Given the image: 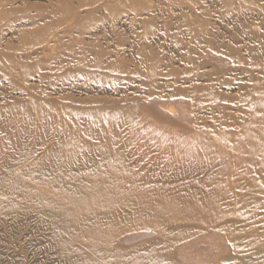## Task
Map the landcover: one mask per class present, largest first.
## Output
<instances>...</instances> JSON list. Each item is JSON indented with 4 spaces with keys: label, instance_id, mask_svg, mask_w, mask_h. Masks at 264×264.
<instances>
[{
    "label": "rangeland",
    "instance_id": "1",
    "mask_svg": "<svg viewBox=\"0 0 264 264\" xmlns=\"http://www.w3.org/2000/svg\"><path fill=\"white\" fill-rule=\"evenodd\" d=\"M59 1L0 0V264H264V144H258L256 140L261 135L264 142V116L253 119L256 113L253 110L258 108L261 101L264 104V0H224L223 3L222 0H178L175 3L173 0H152L150 3L149 0H132L134 4L140 2L137 7L142 8L144 17L131 15L133 8L129 0H125L128 6L123 4L124 0H119L121 3L118 0H94L93 3L92 0ZM110 2L113 9L109 6ZM186 2L189 4L188 10H185ZM195 2L201 7L192 4ZM66 3L70 4L68 10ZM171 3L177 4L175 6L181 14L175 11L177 9ZM104 4L110 9L106 5L109 10H105ZM33 5L35 7H30ZM151 5L153 14L146 11ZM171 5L172 9L169 7ZM245 5L250 11L244 8ZM95 7L98 9L94 10ZM38 8L40 13L45 9L42 17L36 11ZM120 8L124 9L122 13V10L120 13L118 11ZM162 8L164 11H161ZM88 9H91L88 14L92 10L94 13L90 12L85 18ZM180 9L185 10L184 13H188L190 18L201 15L198 17L199 24L197 19L198 22L194 21L196 26L207 29L204 30L207 33L212 30V38L215 36L209 45L203 42L193 44L197 49L200 47L197 51L203 45V51H199L201 55L196 53V49L187 51L190 38L183 23L188 16H184ZM6 10L15 13L8 14ZM52 10L54 13L50 12ZM257 10L262 14H258ZM22 11L24 17L27 15L34 24H29ZM207 11L213 16H208ZM16 12L20 15L15 17ZM243 13L252 18L245 17ZM93 14L95 16L91 17ZM96 14H100L99 19ZM148 14H152L151 19ZM168 14H176L174 16L178 19ZM165 15L169 21L164 18ZM203 15L214 24L207 21L205 26L206 20L201 22L205 19ZM125 16L133 20L125 22V25L122 23L124 27L120 22ZM13 17L16 19L13 20ZM101 17L105 21L110 18L107 25ZM213 17L219 20L215 18L214 21ZM253 17L257 19L252 20ZM54 18L61 23L57 24ZM83 18L87 20V26ZM149 19L156 23H152L155 27L148 23ZM160 19L164 20V25L167 21L174 23H167L166 29ZM12 20L15 21L13 24ZM47 20L51 25H46ZM234 21L237 22L236 27ZM248 22L252 23L249 24L252 28H247ZM175 23V27L183 28H179L182 34L177 31L178 28L173 30ZM108 25H111V30ZM132 25H135L134 28ZM149 25L152 31H149ZM95 26L97 29H94ZM37 27L38 30L43 27L42 31L36 32ZM105 28L107 32L103 30ZM19 29H28L31 33L34 29L35 34L29 33L27 37H30L27 38ZM52 29L62 34L58 38V45L67 43L59 47L64 49L71 41V48L60 50L56 43L49 47L44 36ZM66 29L69 31L67 34ZM81 29L83 32H80ZM255 30L261 31L263 39L258 31L254 35ZM102 31H111L112 34L110 36ZM171 31H177L179 38L176 32L173 34ZM220 31L222 34L218 33ZM39 32L43 37L39 36L37 41L40 43H35L38 35H41L36 34ZM93 32L98 36L94 37ZM143 33L149 35L143 36ZM132 34H136V37ZM137 34L142 35L141 38L139 35L137 38ZM158 34H163L162 39ZM218 35H222V38ZM172 36L182 41L186 39L187 46L179 40L177 43L180 45L175 44L176 39ZM232 36L236 39L233 40ZM249 37L253 40L250 41ZM30 38L31 43L27 41ZM94 38H98L96 43L101 44H94ZM256 38H260L257 40L263 44L259 45ZM73 39L77 43L80 40V45L89 41L91 46L94 45L95 53L99 50L100 56L103 51L105 54L96 59L98 51L95 58L91 57L94 50L88 45L90 49L84 51V55V52L78 51L86 50L87 44L84 43L85 48L84 45L80 48L79 43L78 46L75 42L76 46L73 44ZM115 39L119 45L112 44L116 42ZM131 40L135 42H129ZM221 40L236 48L235 55L222 56L225 62L218 61L217 52L212 50L215 45H222ZM22 41L27 42L28 48L22 45ZM135 43L148 45L147 48L152 49L155 57L151 55V58L158 64L154 79L146 77L153 72L142 65L134 48L137 46ZM109 44L111 47L115 45L114 48L110 50ZM11 45H19L17 48L20 50L16 47L11 49ZM73 45L78 48L76 51L79 54L75 49V52L70 51ZM248 45L254 50L248 49ZM183 49H186L185 52ZM66 52L69 56L77 53V57L87 58V65H77L83 58L78 57L79 61H76L75 54V58L73 55L71 59H75V65L70 63L71 60L67 63L70 65L63 64V61L71 58ZM181 52L184 56L192 55L193 66L189 59L186 65ZM195 55L201 58L197 59ZM93 58L99 63L96 64ZM117 58H122L121 67L115 62ZM234 59H243V62H234ZM89 60H92L91 63ZM101 61L106 67L103 64L102 68L99 66ZM59 64H63L60 69ZM72 66L76 68L71 70ZM78 67L83 70L88 67L84 71L88 69L87 72L91 73L89 77ZM118 67L119 71L116 70ZM99 68L101 71H97ZM215 72L221 73V76ZM108 73L116 78L109 77ZM185 73L204 74L208 77L207 81L201 79L199 83H215L214 89H218L216 91L220 92V97L212 99L186 95L189 83L182 78ZM254 97L256 103L259 100V105L253 102ZM263 104L260 105L263 109L261 115L264 114Z\"/></svg>",
    "mask_w": 264,
    "mask_h": 264
},
{
    "label": "bare ground",
    "instance_id": "2",
    "mask_svg": "<svg viewBox=\"0 0 264 264\" xmlns=\"http://www.w3.org/2000/svg\"><path fill=\"white\" fill-rule=\"evenodd\" d=\"M60 1H61V0H60ZM60 1H59V2H60ZM67 1H68V0H67ZM87 1H88V0H87ZM87 1H85V2L87 3ZM95 1H96V0H95ZM118 1H119V0H118ZM118 1H117V2H118ZM122 1H123V0H122ZM127 1H128V0H127ZM129 1H130V2H129ZM129 1H128L129 5L131 4V5H132L131 7L133 8V14H131V15H135V16L140 15V17H141V16L144 17V15H142V14H143V12H142V8H141V7H137V6H139V5H137V4H139L140 2L138 3V1H136V2H135L136 4H134L133 2H134L135 0H134V1L129 0ZM150 1H152V0H149L148 2L150 3ZM165 1H166V0H165ZM174 1H178V0H173V2H174ZM181 1H182V0H181ZM181 1H180V2H181ZM194 1H195V0H194ZM223 1H224V0H222V3H223ZM235 1H236V0H235ZM240 1H241V0H240ZM245 1H246V0H245ZM248 1H249V0H248ZM250 1H251V0H250ZM255 1H256V0H255ZM260 1H261V0H259L258 2H260ZM57 2H58V1H57ZM61 2H62V1H61ZM61 2H60V3H61ZM65 2H66V1H65ZM78 2H80V0H78ZM82 2H83V0H82ZM82 2L79 3L78 5L81 6V5H82ZM93 2H94V0H92V3H93ZM102 2H103V1H102ZM113 2H114V1H113ZM115 2H116V1H115ZM119 2L121 3V1H119ZM146 2H147V1H146ZM146 2H144V4H145ZM168 2H169V1H168ZM192 2H193V1H192ZM196 2H199V1H196ZM196 2H195V3H192V4H193V5L195 4V5L197 6ZM203 2L205 3V1H203ZM203 2H202V3H203ZM242 2H243V1H242ZM22 3H24V2H22ZM60 3H59V4H60ZM63 3H64V2H63ZM68 3H69V2H68ZM86 3H85V4H86ZM111 3H112V2H110V4H109L110 7L112 6ZM125 3H127V2H125V0H124V1H123V4H125ZM166 3H167V2H166ZM174 3H175V2H174ZM250 3L252 4L253 2H250ZM26 4H27V3H26ZM29 4H30V3H29ZM66 4H67V3H66ZM80 4H81V5H80ZM87 4H91V2H89V3H87ZM146 4L148 5V3H146ZM151 4H152V3H151ZM171 4H172V3H171ZM181 4H182V2H181ZM181 4H180V5H181ZM185 4H187V5H185V7H186L185 10H186L187 7L189 6V4H188L187 2H186ZM198 4H199V3H198ZM200 4H201V3H200ZM207 4H208V3H207ZM207 4H206V5H207ZM27 5H28V4H27ZM30 5H31V4H30ZM35 5H37V4H35ZM35 5L30 6V7H35ZM56 5H58V4H56ZM67 5H68V4H67ZM69 5H70V4H69ZM69 5H68L67 8H66L67 10H68ZM106 5H107V4H106ZM106 5L104 4V7H105L106 9H105L104 7H103V9H105V10H109L110 7L107 5V6L109 7V9H107ZM167 5H168V4H167ZM169 5H170V4H169ZM172 5H173L175 8L177 7V6H175V5H177V4H175V5L172 4ZM172 5L169 6V7H171V9H172V7H173ZM183 5H184V4H183ZM183 5H182V7H183ZM202 5L204 6V4H202ZM247 5H248V4H247ZM252 5H253V4H252ZM259 5H260V4H259ZM6 6H7V5H6ZM10 6H11V4L9 5V7H10ZM12 6H13V5H12ZM63 6H65V4H64ZM63 6L61 5V7H63ZM102 6H103V5H101V7H102ZM116 6H117V5H116ZM125 6H128V5L125 4ZM145 6H146V5H145ZM196 6H195V7H196ZM198 6L201 7V5H198ZM198 6H197V7H198ZM203 6H202V9H203ZM209 6H210V5H209ZM241 6H242V5H241ZM27 7H28V6H27ZM44 7H45V6H44ZM58 7H59V6H58ZM58 7H56V11H57V8H58ZM71 7H72V9H73L72 4H71ZM99 7H100V6H99ZM113 7H115V6H113ZM117 7H118V6H117ZM146 7H147V6H146ZM150 7L153 8V6L151 5V6H149V8L146 9V11H151ZM154 7H155V6H154ZM169 7H168V8H169ZM182 7H180V8H182ZM212 7H213V6H212ZM246 7H247V6L245 5L244 8H246ZM252 7H253V6H252ZM260 7H261V5H260ZM14 8H15V7H14ZM24 8H25V7H23V9H24ZM45 8H46V7H45ZM53 8H55V7H53ZM53 8H52V9H53ZM64 8H65V7H64ZM111 8H112V7H111ZM123 8H124V7H123ZM123 8H120L119 10L117 9V10L119 11V13H120V10H122L121 13L123 12V10H124ZM175 8H174V9H175ZM177 8H178V7H177ZM177 8H176V9H177ZM204 8H205V7H204ZM248 8H249V7H247L246 9L249 10ZM263 8H264V6L262 7V9H263ZM9 9H11V8H9ZM12 9H13V8H12ZM23 9H22V10H23ZM48 9H49V8H48ZM75 9H76V8H75ZM96 9H98V7H97V8H96V7L94 8V10H96ZM112 9H113V8H112ZM130 9H131V8H130ZM135 9H136V10H135ZM154 9H156V7H155ZM159 9H160V8H159ZM162 9H163V8H162ZM162 9H161V11H164V9H163V10H162ZM165 9H166V8H165ZM188 9H189V8H188ZM188 9H187V10H188ZM199 9H200V8H199ZM205 9H206V8H205ZM0 10H1V9H0ZM13 10H14V9H13ZM16 10H17V9H16ZM19 10H20V9H19ZM26 10H27V8H26ZM28 10H29V9H28ZM30 10H32V9L30 8ZM30 10H29V11H30ZM44 10H45V9H44ZM44 10H43V12H44ZM50 10H51V8H50ZM59 10H60V9H59ZM70 10H71V9H70ZM73 10H74V9H73ZM73 10H72V12H73ZM85 10H86V9H85ZM89 10H91V9H88V10L86 11V13H87ZM127 10H128V9H127ZM127 10H126V11H127ZM156 10H157V9H156ZM166 10H167V9H166ZM166 10H165V12H166ZM180 10H182V9H180ZM185 10H182L183 13H184ZM190 10H191V9H190ZM243 10H244V9H243ZM263 10H264V9H263ZM263 10H262V11H263ZM6 11H7V10H6ZM20 11H21V10H20ZM36 11H37L38 14H40V15H41V13H43L42 11H41V13L39 12V11H40V8H38ZM36 11H35V12H36ZM56 11H55V12H56ZM62 11H63V10H62ZM65 11H66V10H65ZM74 11H75V10H74ZM97 11H98V10H97ZM97 11H95V12L97 13ZM118 11H117V14H119ZM158 11H160V10H158ZM167 11H168V10H167ZM175 11H178V9L175 10ZM204 11H206V10H204ZM245 11H246V10H245ZM249 11H250V10H249ZM257 11H258V10H257ZM1 12H2V11H1ZM8 12L11 13V14H12V13H15V12H12V10H11V11L8 10L6 13H8ZM23 12H24V11H22V13H23ZM25 12H26V11H25ZM50 12L52 13L53 10L50 11ZM57 12H58V11H57ZM60 12H61V10H60ZM72 12H71V13H72ZM90 12H91V11H90ZM90 12H89V14L94 13L93 10H92L91 13H90ZM106 12H107V11H106ZM112 12H116V10H112ZM151 12H152V14H153L154 11H151ZM170 12H171V11H170ZM170 12H169V13H170ZM178 12H179V11H178ZM178 12H175V13L177 14ZM185 12H186V11H185ZM211 12H212V11H211ZM218 12H219V11H218ZM218 12H217L216 14H218ZM241 12H242V9H241ZM247 12H248V11H247ZM253 12H254V11H253ZM255 12H256V11H255ZM255 12H254V13H255ZM258 12H259V13H258ZM258 12H257L258 14L261 13L260 11H258ZM263 12H264V11H263ZM9 13H8V14H9ZM16 13H17V15L15 14V17L20 15V14L18 15V12H16ZM22 13H21V14H22ZM47 13H48V15H46V16L48 17V16H49V10H48V12H46V14H47ZM53 13H54V12H53ZM67 13H68V12H66L65 14H67ZM71 13H70V14H71ZM86 13H85V14H86ZM102 13H103V12H102ZM128 13L130 14L131 12H128ZM148 13H149V12H148ZM155 13H156V12H155ZM155 13H154V14H155ZM162 13H163V12H162ZM171 13H173V12H171ZM190 13H191V12H190ZM194 13H195V10H194ZM207 13H208V11H207ZM220 13H221V12H219L218 15H220ZM236 13H237V12H236ZM239 13H240V11H239ZM249 13H252V12H249ZM24 14H25V13H23V17H24ZM27 14H28V13H27ZM29 14H31V13H29ZM38 14H36V15H38ZM57 14H58V13H56V15H57ZM59 14H60V13H59ZM85 14H84V15H85ZM89 14L87 13L86 16H84V15H83V16L86 18L87 15H89ZM103 14H104V13H103ZM103 14H102V16L104 17V15H105L106 13H105L104 15H103ZM115 14H116V13H115ZM152 14H151V15L148 14V15H150V17L148 16L150 19L152 18V17H151ZM163 14H164V13H163ZM165 14H167V12H166ZM176 14H174V15H176ZM178 14H181V13L179 12ZM178 14H177V15H178ZM185 14H186V13H184V16H185ZM212 14H215V13H212ZM223 14H225V12H224ZM243 14H244V13H243ZM252 14H253V13H252ZM261 14H262V13H261ZM33 15H34V13H33ZM40 15H39V16H40ZM80 15H81V14H80ZM96 15H97V14H96ZM123 15H124V14H123ZM131 15H130V16H131ZM157 15H159V14L157 13ZM174 15H171V14L169 15V14H168L167 16H174ZM177 15H176V16H177ZM186 15H187L188 17H187V18H184V19H185V22L183 23V25H184V27H185V29H186L185 31L188 32V34H189V35H188V34L186 33V35H188L189 38H190V42L188 41V43H190V44H188V46H187V44H186L187 40L184 39V38H182V39H184V41L186 40L185 42L182 41L181 38H180V40L175 38V37H177V35H178L179 33H181V32L179 31V30H180L179 28H181V30H183L182 27H179V26L175 27V26L177 25L176 23H175V25L173 24V26H174L175 28H174V29H173V27H171V28H172L173 30H175L176 28H178V30H177V29H176V30L179 31V33L177 34V31H175L177 35H176L175 37H173V36H172V37L176 39V41L174 40V43H175V44L177 43V40H179V42L181 41V43L183 42L182 44L185 45V46H187V51H188V52H189V50L192 51L193 49H196V51H197L200 47L197 49V47H196L195 45H193V44H199V43H201V42L208 44V43H210L211 40H213V39L215 38V36L212 38V35H211L212 30H211V32H210V30H209V32L207 33V32H204V30H207V29H202V28L200 29V28H198V27L196 26L195 22H198V21H199V20H198V17L201 16L200 14H199L200 16H198L197 18L194 17L195 20H194L193 16H192L193 19L190 18V15H189L188 13H187ZM197 15H198V14H197ZM209 15H210V14L208 13V16H209ZM237 15H238V13H237ZM241 15H242V13H241ZM249 15L251 16V14H249ZM255 15H256V14H255ZM255 15H254V16H255ZM28 16H29V15H28ZM30 16H31V15H30ZM39 16H37V17L39 18ZM43 16H45V14H44ZM46 16H45V19H47ZM77 16H79V15H77ZM93 16H95V14H93L91 17H93ZM113 16H115V15H113ZM155 16H156V14H155ZM163 16H164V15H163ZM176 16H174V17H175L176 19H178V17H176ZM184 16H183V14H182V17H184ZM206 16H207V15H206ZM212 16H213V15H212ZM212 16L210 15V17H212ZM220 16H221V15H220ZM226 16L228 17V15H226ZM244 16H245V14H244ZM244 16H242V18H243ZM257 16H258V15H257ZM260 16H263V15H260ZM260 16H259V17H260ZM15 17H13L12 19L14 20ZM23 17H22V18H23ZM25 17H26V18H25ZM25 17H24V18L27 20V19H28V18H27V15H26ZM32 17H33V16H32ZM35 17H36V16H35ZM41 17H42V15H41ZM51 17H52V15H51ZM51 17H49V20H51V19H50ZM58 17H59V16H58ZM58 17H56V18H58ZM63 17H64V16H63ZM63 17H62L61 19H63ZM66 17H67V16H66ZM96 17H97V19H99L100 14L97 15ZM96 17H95V18H96ZM103 17H101V18H103ZM106 17H108V16H106ZM131 17H133V16H131ZM131 17H129V16L126 17V16H125V19H124V20H121L120 24L124 23V25H125V22L132 21L133 19H132ZM140 17H138V18H140ZM145 17H147V16L145 15ZM157 17H158V16H157ZM160 17H162V14H161ZM174 17H172V19H173ZM179 17H180V16H179ZM203 17H204L205 19L203 18L204 20H202V19L200 18V20H202L201 22H204V21L206 20V21L204 22V25L206 26V25L208 24L207 21H210V22H211V20H207V17H205V15H203ZM217 17H218V16H217ZM231 17H232V16H231ZM231 17H230V18H231ZM234 17H235V16H234ZM245 17H248V16H245ZM245 17H244V18H245ZM30 18H31V17H30ZM38 18H36V19L38 20ZM87 18H88V17H87ZM115 18H116V17H115ZM119 18H120V17H119ZM164 18L166 19V15H165ZM215 18H216V17H215ZM215 18L213 17L214 21H215ZM224 18H225V17H224ZM236 18H237V17H236ZM236 18H234V20H235ZM240 18H241V17H240ZM248 18H249V17H248ZM250 18H252V17H250ZM250 18H249V19H250ZM255 18H256V17H255ZM255 18L253 17L252 20H254ZM15 19H16V18H15ZM39 19H40V18H39ZM83 19H84V18H83ZM90 19L93 20V18H90ZM104 19H105V18H103L102 21H105ZM108 19H110V18H107V19H106V20H107V21H105V24H106V25H107L106 22H108ZM113 19H114V17H113ZM136 19H137V18H136ZM150 19H149L150 22H148V23H151V25H153L155 22H151L152 20H150ZM157 19H158V18H157ZM167 19H168V18H167ZM167 19H166V20H167ZM176 19H175V20H176ZM196 19H197L198 21H197ZM208 19H209V17H208ZM213 19H212V20H213ZM231 19H233V17H232ZM245 19H246V18H245ZM249 19H247V20H249ZM256 19H257V18H256ZM262 19H263V18H262ZM13 20H12V23L10 22L11 24H13V22H15V21H13ZM29 20H32V19H28V21H29ZM49 20H47V24H46V25H51V24H49V23H50ZM54 20H55V18H54ZM56 20H57V19H56ZM56 20H55V21H56ZM84 20H85V19H84ZM84 20H83V22H84ZM140 20H141V18H140ZM160 20H162V19H160ZM170 20H171V19H170ZM179 20H180V19H179ZM216 20H219V19L216 18ZM226 20H227V19H226ZM226 20L224 19V22H225ZM236 20H237V19H236ZM241 20H242V19H241ZM252 20H251V22H254V21H252ZM259 20H260V18H259ZM259 20H256V21L259 22ZM263 20H264V19H263ZM52 21H53V19H52ZM61 21H63V20H61ZM86 21H87V20H85V24H86ZM94 21H95V20H94ZM111 21H114V20L111 19ZM117 21H118V20H117ZM136 21H137V20H136ZM153 21H154V20H153ZM155 21H157V20H155ZM168 21H169V19H168ZM168 21L165 23V25H164V23H163L164 20H162L160 23L163 24V25L165 26L164 28L167 29L168 27H166V24H167V23H168V25L171 24V22L174 21V19H173L170 23H169ZM194 21H195V22H194ZM232 21H233V20H232ZM249 21H250V20H249ZM26 22H27V21H26ZM26 22H25V24H26ZM29 22H30L29 24L33 23L32 21H29ZM34 22H36V21H34ZM43 22H44V20H43ZM48 22H49V23H48ZM53 22H54V21H53ZM53 22H52V23H53ZM57 22H58V23H61V22H59V21H56V23H57ZM90 22H91V21H90ZM90 22H89V23H90ZM95 22H96V21H95ZM134 22H135V20H134ZM139 22H140V21H139ZM146 22H147V21H146ZM157 22H158V21H157ZM176 22H178V21L176 20ZM206 22H207V24H205ZM210 22H209V26L212 24L213 21L211 22V24H210ZM218 22H219V21H218ZM226 22H227V21H226ZM230 22H231V20H230ZM235 22H236V21H234V23H235ZM244 22H245V21H244ZM251 22H250V23H249V22L247 23V24H248V27H247L248 29H249L250 26H251V25L249 26V24H252ZM258 22H256V23L258 24ZM10 23H9V24H10ZM27 23H28V22H27ZM44 23H46V22H44ZM44 23H42V24H44ZM58 23H57V24H58ZM87 23H88V22H87ZM89 23H88V24H89ZM91 23H93V22H91ZM96 23H98V22H96ZM101 23H102V22H101ZM112 23H113V22H112ZM114 23H116V21H115ZM136 23H137V22H135V24H136ZM152 23H153V24H152ZM172 23H174V22H172ZM180 23H181V21L179 22V25H180ZM199 23H200V21L198 22V24H199ZM215 23H216V22H215ZM231 23H232V22H231ZM236 23H237V22H236ZM236 23H235V26H234V27H236ZM242 23H243V22H242ZM262 23L264 24L263 21H262ZM262 23H260V25H262ZM33 24H34V23H33ZM38 24H39V23H38ZM40 24H41V21H40ZM53 24H54V23H53ZM98 24H99V23H98ZM98 24H97V25H98ZM108 24H109V23H108ZM110 24H111V23H110ZM117 24H118V23H117ZM131 24H133V22H131ZM131 24L129 23L128 25H131ZM155 24H156V23H155ZM158 24H159V23H158ZM198 24H197V25H198ZM213 24H214V23H213ZM213 24H212V25H213ZM217 24H218V23H217ZM254 24H255V22H254ZM22 25H24V23H23ZM27 25H28V24H27ZM36 25H37V24H36ZM55 25H56V24H55ZM81 25H82V24H81ZM81 25H80V26H81ZM94 25H95V23H94ZM100 25H101V24H100ZM122 25H123V24H122ZM124 25H123V26H124ZM126 25H127V24H126ZM138 25H139V23H138ZM212 25H211L210 27L213 28ZM228 25H229V24H228ZM242 25H243V24H242ZM242 25H241V26H242ZM258 25H259V24H258ZM11 26H12V25H11ZM30 26H31V25H30ZM32 26H33V28H34V27L36 28V26H34V25H32ZM40 26H41V25H40ZM52 26H53V25H52ZM52 26H49V28H51ZM66 26H67V25H66ZM82 26H83V27H82ZM82 26H81L82 29L85 30L86 28H84V25H82ZM86 26H87V24H86ZM86 26H85V27H86ZM91 26H92V25H91ZM109 26H111V25H108V28H110ZM114 26H115V25H114ZM114 26L112 25V27H114ZM117 26H118V25H117ZM119 26H120V25H119ZM132 26H133V28H134L135 25H132ZM132 26H131V28H132ZM139 26H140V25H139ZM153 26H154V25H153ZM198 26H199V25H198ZM225 26H226V25H225ZM225 26H224V27H225ZM239 26H240V25H239ZM253 26H254V25H253ZM262 26H263V25H262ZM45 27H46V26H45ZM57 27H58V26H57ZM57 27H56V28H57ZM67 27H68V26H67ZM78 27H79V26H78ZM81 27H80V28H81ZM101 27H103V26H101ZM105 27H106V26H105ZM124 27H125V26H124ZM129 27H130V26H129ZM137 27H138V26H137ZM137 27H135V28H137ZM149 27H150V25H149ZM154 27H155V26H154ZM156 27H157V26H156ZM207 27H208V26H207ZM215 27L218 28V25H216ZM219 27H220V26H219ZM221 27L223 28V26H221ZM227 27H228V26H227ZM229 27H230V26H229ZM229 27H228V28H229ZM232 27H233V26H232ZM255 27H256V26H255ZM255 27H254L253 29H255ZM42 28H43V27H42ZM42 28L39 29V30L42 31ZM56 28H55V29H56ZM80 28H79V29H80ZM95 28L97 29V26H95L94 29H95ZM117 28H120V27H117ZM121 28H122V27H121ZM127 28H128V27H127ZM127 28H126V29H127ZM150 28H151V27H150ZM157 28H158V27H157ZM204 28H205V27H204ZM212 28H211V29H212ZM217 28H215V29H217ZM241 28H243V26H242ZM251 28H252V26H251ZM256 28H257V27H256ZM261 28H262V27H261ZM263 28H264V26H263ZM12 29H13V28H11V30H12ZM44 29H45V28H44ZM46 29H48V28L46 27ZM53 29H54V28H53ZM53 29H52L51 31L49 30L50 32H48V34H47V31L45 30V34H47V36H48V37H47L46 35L44 36V38H45L46 41H47V45H48V46H49V45H50V46H51V45L53 46V44L56 43V44H55L56 47H57V46H58V48H60L61 46L63 47V44H64L65 42H64L63 44L61 43V44H62L61 46L57 44V43L59 42V41H58V38L60 39V36H61L62 34L60 35L58 31L55 32V31H54L55 29H54V30H53ZM63 29H65V28H63ZM68 29H69V28H68ZM70 29H71V28H70ZM70 29H69V30H70ZM82 29H81V31H80V30H79V31H80V32H83ZM94 29H93V30H94ZM99 29H100V27H99ZM101 29H102V28H101ZM101 29H100V30H101ZM113 29H114V28H113ZM113 29H112V31H113ZM126 29H125V30H126ZM138 29H139V27L137 28V30H138ZM143 29H144V27H143ZM152 29H153V28L149 29V31H150V30L152 31ZM218 29H219V28H218ZM218 29H217V30H218ZM225 29H226V28H225ZM229 29H231V28H229ZM233 29H234V28H233ZM245 29H246V28H244L243 30H245ZM8 30H9V29H8ZM11 30H9V31H11ZM17 30H18V29H17ZM30 30H32V29H30ZM36 30H38V27H37V29H35V31H36ZM39 30H38V31H39ZM57 30H58V29H57ZM89 30L91 31L90 28H89ZM103 30H106V28L103 29ZM110 30H111V28H110ZM122 30H123V29H122ZM122 30H121V31H122ZM134 30H135V29H134ZM213 30H214V29H213ZM217 30H216V31H217ZM223 30H224V29H223ZM235 30H236V29H235ZM251 30H252V29H251ZM251 30H249V31H251ZM258 30H259V29H258ZM258 30H257V31H258ZM62 31H63V30H62ZM98 31H99V30H98ZM127 31H128V29H127ZM147 31H148V30H147ZM149 31H148V32H149ZM166 31H167V30H166ZM257 31H256V30H255V32L252 31V32L255 33V34H254L255 36H256V32H257ZM263 31H264V29H263ZM263 31H262V32H263ZM19 32H20L22 35L25 34L26 37H27V34L29 35V33H31V31L28 32V29H27V30H24V29L20 30V29H19ZM36 32H37V31H36ZM64 32H65V31H64ZM70 32H71V31H70ZM77 32H78V31H77ZM102 32H103V31H102ZM102 32H101V33H102ZM106 32H107V30H106ZM113 32H114V31H113ZM116 32L118 33V31H116ZM124 32H125V31H124ZM137 32H138V31H137ZM137 32H133V34H134V33H137ZM155 32H157V31H155ZM158 32H159V31H158ZM158 32H157V33H158ZM162 32H163V31H162ZM171 32H172V31H171ZM175 32H174V33H175ZM214 32H215V31H214ZM225 32H226V31H225ZM228 32H229V31H228ZM238 32H239V31H238ZM258 32H259V31H258ZM260 32H261V31H260ZM260 32H259V33H260ZM10 33H11V32H10ZM15 33H16V32L14 31V34H15ZM60 33H61V31H60ZM67 33H69V31L67 32V29H66L65 34H67ZM90 33H91V32H90ZM97 33H98V32H97ZM103 33H104V32H103ZM108 33H109V32H108ZM108 33H104V34H108ZM110 33H111V31H110ZM110 33H109L108 35H110ZM119 33H120V32H119ZM121 33H122V32H121ZM131 33H132V32H131ZM150 33H152V35H153V32H149V34H150ZM157 33H154V34H157ZM165 33H167V34L169 35L170 32H165ZM172 33H173V32H172ZM174 33H173V34H174ZM184 33H185V32H184ZM209 33H210V34H209ZM216 33H217V32H215V34H216ZM218 33H219V34H222L221 31L218 32ZM259 33H258V34H259ZM17 34H19L18 31H17ZM32 34H33V35L35 34V33H34V29H33V33H31V35H32ZM36 34H37V35H38V34H41V35H38V39H36L37 36L35 35V39H36V40H35V43H36V42L40 43V42L37 41V40H39V36H42V33L39 32V33H36ZM88 34H89V33H88ZM98 34H100V33H98ZM111 34H112V33H111ZM113 34H114V33H113ZM133 34H132V35H133ZM139 34H140V33H139ZM139 34H137V38H138V35H139ZM149 34L146 33V35H144V33H143V36H147V35H149ZM181 34H182V33H181ZM207 34H209V35H207ZM234 34H235V33H234ZM239 34H241V33H239ZM249 34H250V33H249ZM252 34H253V33H252ZM258 34H257V35H258ZM25 35H24V36H25ZM43 35H44V33H43ZM91 35H92V34H91ZM93 35H94V37H97V36H98V35L95 36V33H94V32H93ZM101 35L103 36V34H101ZM123 35H124V34H123ZM132 35H131V36H132ZM135 35H136V34H135ZM135 35H133V37H136ZM150 35H151V34H150ZM158 35H160V36H161V39H162V35H163V34H158ZM165 35H166V34H165ZM241 35H243V33H242ZM254 35H253V36H254ZM12 36H13V35H12ZM24 36H23V37H24ZM102 36H101V38H102ZM110 36H111V35H110ZM110 36H109V38H110ZM117 36H118V35H116V37H117ZM141 36H142V35H139L140 38H141ZM160 36H159V37H160ZM218 36H220V37L222 38V35H218ZM238 36H239V35H238ZM253 36H252V37H253ZM255 36H254V38H255ZM260 36H261V38H262V33H260ZM260 36H259V37H260ZM263 36H264V35H263ZM26 37H24V38H26ZM28 37H30V36H28ZM28 37H27V38H28ZM42 37H43V36H42ZM42 37H41V38H42ZM89 37H90V36H89ZM105 37H106V36H104V38H105ZM107 37H108V36H107ZM129 37H130V35H129ZM164 37H166V36H164ZM168 37H171V36H168ZM182 37H183V36H182ZM184 37H185V36H184ZM242 37H243V36H242ZM91 38H93V37H91ZM91 38H90V39H91ZM98 38H99V37H98ZM98 38H96L97 40L94 38V39H95V41H93L94 44H101V42H100V43H96V42L99 40ZM120 38H121V37H120ZM146 38H148V37H146ZM146 38H145V39H146ZM150 38H151V36H150ZM178 38H179V35H178ZM211 38H212V39H211ZM227 38H228V37H227ZM232 38H233V40L236 39V38L233 37V36H232ZM238 38H239V39H238V41H239V40H240V36H239ZM250 38H251V37H249V39H250ZM32 39L34 40V37H33ZM32 39L30 38V39H28L27 41H29V43H31L32 41H30V40H32ZM77 39H80V38H77ZM77 39H75V40H77ZM81 39H82V38H81ZM94 39H93V40H94ZM117 39H118V38H117ZM129 39H130V38H129ZM131 39H132V38H131ZM135 39H136V38H135ZM148 39H149V38H148ZM148 39H147V41H148ZM153 39H155V38H153ZM164 39H165V38H164ZM170 39H171V38H169V40H170ZM223 39H224V38H223ZM225 39H226V37H225ZM247 39H248V37H247ZM257 39H258V38H256V40H257ZM262 39H263V38H262ZM262 39H261V40H262ZM24 40H26V39H24ZM71 40H72V39H71ZM83 40H84V37H83ZM106 40H107V38H106ZM112 40H113V39H112ZM115 40H116V39H115ZM120 40H122V39H120ZM133 40H134V39H133ZM133 40H131V41H129V42H135V41H133ZM136 40H137V39H136ZM139 40H140V39H139ZM167 40H168V39H167ZM188 40H189V39H188ZM226 40H227V39H226ZM243 40H244V39H243ZM251 40H253V39H250V41H251ZM258 40H260V38H259ZM258 40H257V43L259 44L260 42H258ZM79 41H80V40H78V43H79ZM91 41H92V40H91ZM91 41H90V43L92 44L93 42H91ZM108 41H111V40L109 39ZM145 41H146V40H145ZM213 41H214V40H213ZM219 41H220V40H219ZM221 41H222V40H221ZM238 41H237V42H238ZM245 41H246V40H245ZM247 41H248V40H247ZM250 41H249V42H250ZM22 42H23L22 45H25V46L28 48V46H27V45H28L27 42H26V41H22ZM22 42H21V43H22ZM25 42H26V43H25ZM41 42H42V39H41ZM74 42H75V41H74V39H73V44L75 45V43H76V45L78 46V43H77V42L74 43ZM83 42H84V41H83ZM83 42H82V43H83ZM87 42H88V44L84 42L85 44H87L86 46L89 45L90 47H93V50H94V48H95L94 45L91 46V45L89 44V41H87ZM105 42H106V41H105ZM117 42H118V40H116V42L113 41L112 44H113V43H114V44L116 43V45H119V44H117ZM124 42H126V40H125ZM161 42H162V41H161ZM222 42H223L222 45H219V47H218V46H217L218 44H217V45H215V47H217V48L214 47V49H212V50H214L215 52H217V55H216L217 57H216V56H215V57L217 58L218 61H220V62H223V61H224V62H225V60H224V58H223L222 56H226V55L229 56L230 53H233V55H235L234 53H236V52H235V51H236V48H235V47H232V48H231V46H230L231 44H230V45L226 44L227 41L225 42V40L222 41ZM242 42H244V41H242ZM252 42H253V41H252ZM263 42H264V40H263ZM263 42L260 43V44H263ZM18 43H20V41H19ZM24 43H25V44H24ZM33 43H34V42H33ZM84 43H83V45H84V48H85V44H84ZM103 43H104V40H103ZM103 43H102V44H103ZM107 43H109V42H107ZM137 43H138V42H137ZM137 43H135V45H136ZM139 43H140V41H139ZM149 43H150V42H149ZM211 43H212V42H211ZM213 43H214V42H213ZM213 43H212V44H213ZM239 43H240V42H239ZM254 43H256V42L254 41ZM26 44H27V45H26ZM59 44H60V43H59ZM65 44H67V43H65ZM104 44H105V43H104ZM125 44H126V43H125ZM133 44H134V43H133ZM133 44H131V45H133ZM177 44L180 45L179 43H177ZM220 44H221V42H220ZM241 44H242V43H241ZM243 44H244V43H243ZM245 44H246V43H245ZM247 44H248V43H247ZM260 44H259V45H260ZM31 45H32V44H31ZM44 45H45V44H44ZM68 45H69V46H68ZM68 45H67V47H68V48H69V47L71 48V46H70V45H72L71 41H70V43L68 42ZM74 45L72 46L73 48H72V50L70 49V51H73V49H75V51L78 50V48L76 49V47H75L76 45H75V46H74ZM79 45H80V43H79ZM83 45H80V48H83V47H81V46H83ZM107 45H108V44H107ZM129 45H130V44H129ZM129 45H128V46H129ZM157 45H158V44H157ZM164 45H165V44H164ZM183 45H182V46H183ZM204 45H205V44H204ZM208 45H209V44H208ZM239 45H240V44H239ZM249 45H250V44H249ZM249 45H248V47L252 46L253 43H252V45H250V46H249ZM8 46H9V48H10V45H8ZM8 46H6V48H8ZM18 46H19V45H18ZM18 46H17V47H18ZM20 46H21V45H20ZM50 46H49V47H50ZM55 46H54V48H55ZM59 46H60V47H59ZM64 46H65V45H64ZM89 46L86 47V50L80 49L78 52H80V51H82V52H84V51H85V52L88 51V50L90 49ZM109 46H110V44H109ZM109 46H108V47H109ZM113 46H115V45H113ZM113 46H112V47H113ZM147 46H148V45H147ZM147 46L144 45V44H140V45L137 44V46L134 47V45H133V47L136 49V52H137V53H136V52L134 51V53L138 54V58H139V60H140L141 62H143L142 65H145L146 67H149V70H150L151 72H153V74H151V75H147L146 77H147V78H150V79H154L155 76H156V74H157V72L155 71V69H156V67H157L156 65H158V64H156V63H155V60L151 58V55H153V54H152V51H151L152 49L150 50L149 48H147ZM151 46H153V45H151ZM199 46H200V45H199ZM212 46H214V45H212ZM212 46H211L210 48H212ZM242 46H243V45H242ZM11 47H12L11 49H14V48L16 47V45H15V46H12V45H11ZM17 47H16V49L19 51L20 48L18 49ZM22 47H23V46H21V48H22ZM26 47H25V48H26ZM67 47L65 46V48H67ZM74 47H75V48H74ZM98 47H100V46L98 45ZM101 47H102V45H101ZM101 47H100V48H101ZM103 47H104V46H103ZM103 47H102V48H103ZM106 47H107V46H106ZM108 47H107V48H108ZM112 47L110 46L109 49L111 50ZM125 47H126V46H125ZM129 47H131V46H129ZM157 47H158V46H157ZM177 47H178V46H177ZM201 47L203 48V45H201ZM204 47H205V46H204ZM259 47H260V46H259ZM33 48H34V47H33ZM44 48H45V47H44ZM58 48H57V50H58ZM65 48H64V49H65ZM88 48H89V49H88ZM96 48H97V47H96ZM107 48H106V49H107ZM113 48H114V47H113ZM115 48H117V46H116ZM131 48H132V47H131ZM150 48H151V47H150ZM202 48H201L200 50H202ZM253 48H256V47H253ZM23 49H24V47H23ZM23 49H22V50H23ZM62 49H63V48H60V50H62ZM64 49H63V50H64ZM87 49H88V50H87ZM128 49H129V48H128ZM132 49H133V48H132ZM241 49L243 50L242 47H241ZM246 49H247V48H246ZM248 49L251 50L252 48L250 47V48H248ZM36 50H38V49H36ZM44 50H45V49H44ZM54 50H55V49H54ZM66 50H67V52H69L68 49H66ZM104 50H105V49H104ZM129 50H131V49H129ZM184 50H186V49H183V51H184ZM200 50H199V51H200ZM204 50H205V48H204ZM242 50H241V53H242ZM244 50H245V47H244ZM252 50H254V49H252ZM33 51H34V52H33ZM33 51H30V52H31V53H32V52L35 53V50H33ZM38 51H39V50H38ZM41 51H42V50H41ZM75 51H73V52H75ZM91 51H92V50H90V53H91ZM98 51H99V50H98ZM98 51H96V53H98ZM107 51H108V50H107ZM118 51H119V49H118ZM123 51H125V50H123ZM123 51H122V52H123ZM199 51H197L196 53H198ZM202 51H203V50H202ZM255 51H256V50H255ZM67 52H66V53H67ZM73 52H72V54H73ZM76 52H77V51H76ZM78 52H77V53H78ZM82 52H81V53H82ZM85 52H84V55H85ZM100 52H101V51H99V53H98L99 56H97V54L95 53V50H94V55H93V56H92L91 54H90V55H91V57H94V58L97 56L96 59H98L99 57L101 58L102 55L105 54L104 51H103L102 54H101V56H100ZM113 52H114V50H113ZM132 52H133V51H132ZM184 52H185V51H184ZM33 53H32V54H33ZM57 53H58V52H57ZM57 53H56V55H57ZM69 53H70V52H69ZM69 53H67L68 56H69ZM77 53H76V54L74 53V54L76 55V57H77ZM81 53H80V54H81ZM87 53L89 54V52H87ZM87 53H86V54H87ZM92 53H93V51H92ZM103 53H104V54H103ZM114 53H115V52H114ZM125 53H126V52H125ZM160 53H161V52H160ZM181 53H182V55H183V52H181ZM252 53H253V52H252ZM74 54H73V55H74ZM78 54H79V53H78ZM82 54H83V53H82ZM88 54H87V55H88ZM199 54L201 55V52H199ZM202 54H203V53H202ZM214 54H215V53H214ZM30 55H31V54L29 53V56H30ZM54 55H55V54H54ZM73 55H72V56H73ZM75 55L73 56L74 58H75ZM95 55H96V56H95ZM121 55L123 56V53H122ZM132 55H133V54H132ZM134 55H135V54H134ZM200 55H198V56H200ZM231 55H232V54H231ZM233 55H232V57H233ZM236 55H238V54H236ZM253 55H255V54H253ZM31 56H32V55H31ZM63 56H64V55H63ZM72 56H69V57H71V58L68 59L67 62H65V61L62 62V61H60V63L62 62L63 64L65 63V65H66V64L72 59ZM106 56H108V55H106ZM106 56H105L104 59L107 58ZM111 56H112V55H111ZM122 56H121V57H122ZM124 56H125V55H124ZM130 56H131V55H130ZM158 56H159V55H158ZM183 56H184V55H183ZM183 56H181V58H182ZM191 56H192V55H189V56H186V55H185V56L183 57V59H186V61H185V62H186V65H188L187 59H189L190 64L193 62V59H191ZM195 56H196V55H195ZM198 56H196L197 59H200L201 57L198 58ZM238 56H239V55H238ZM238 56H237V58L242 57V55L239 56V57H238ZM78 57H80V56H78ZM78 57H77L78 60L76 59V61H79V58H78ZM87 57H89V55H88ZM91 57H90V58H91ZM114 57H116V56H114ZM114 57H113V59H114ZM118 57H119V56H118ZM153 57H155V56L153 55ZM203 57H204V56H203ZM230 57H231V56H230ZM232 57H231V58H232ZM62 58H65V57H62ZM80 58H83L82 61L80 60V62H77V63L75 62V63H76L77 65H78V63H81L82 65H83V64H84V65H87V62H86V61H87L88 59L86 58V56H85V58L87 59V60L85 59L86 61L84 60V57L81 56ZM90 58H89V59H90ZM94 58H93V60L95 61L96 59H94ZM110 58H111V57H109V59H110ZM124 58H125V57H123V59H124ZM129 58H131V57H129ZM138 58H137V59H138ZM159 58H160V57H159ZM179 58H180V57H179ZM204 58H208V57H204ZM209 58H210V57H209ZM209 58H208V59H209ZM233 58H234V57H233ZM237 58H236V59H237ZM65 59H67V58H65ZM65 59H64V60H65ZM107 59H108V58H107ZM107 59H106V60H107ZM121 59H122V58H120V59L117 58V61H118V60L120 61ZM135 59H136V58H135ZM165 59H166V58H165ZM236 59H234V62H236V61H237V62H241V63L243 62V59L240 60V61H238V60H236ZM61 60H63V59H61ZM72 60H73V59H72ZM72 60L70 61V63L72 62V63L74 64L75 59H74V61H72ZM83 60H84V61H83ZM101 60H102V59H101ZM124 60H125V59H124ZM159 60H160V59H159ZM235 60H236V61H235ZM253 60L255 61V58H253ZM56 61H58V60H56ZM90 61H92V60H89L88 62L91 63ZM113 61H114V60H113ZM117 61H115V62L118 63L119 66L122 65V63H123L122 60H121V62H117ZM126 61H127V60H126ZM130 61H131V60H130ZM130 61H129V62H130ZM133 61H134V60H133ZM161 61H162V58H161ZM163 61H164V60H163ZM58 62H59V61H58ZM96 62H97V63H96ZM96 62H94V63L98 64V63H99V60H98V61L96 60ZM101 62H102V61H101ZM103 62H104V60H103ZM103 62H102L99 66H101V65L103 64ZM107 62H108V60H107ZM107 62H106V63H107ZM134 62H136V61H134ZM55 63H57V62H55ZM89 63H88V64H89ZM94 63H93V64H94ZM104 63H105V62H104ZM120 63H121V64H120ZM127 63H128V62H127ZM144 63H145V64H144ZM49 64H51V63L49 62ZM49 64H48V65H49ZM52 64H53V63H52ZM57 64H58V63H57ZM57 64H55V65L57 66ZM63 64H62V65H63ZM73 64H72V65H73ZM93 64H92V66H93ZM110 64H112L111 60H110ZM110 64H109V65H110ZM114 64H115V63H113L112 66H114ZM124 64H125V62H124ZM131 64H132V63H131ZM171 64H172V63H171ZM233 64H234V63H233ZM233 64H232V65H233ZM62 65H60V64L58 65V66H59V69H60V66H62ZM67 65H70V64H67ZM74 65H75V64H74ZM125 65H126V64H125ZM125 65H124V66H125ZM179 65H180V63H179ZM195 65H196V64H195ZM201 65H202V64H201ZM232 65H231V67H233ZM53 66H54V64H53ZM92 66H91V67H92ZM94 66H95V65H94ZM96 66H97L96 68H98V65H96ZM103 66L106 67V65H104V64H103ZM110 66H111V65H110ZM126 66H127V65H126ZM128 66H129V63H128ZM134 66H135V65H134ZM192 66H193V63H192ZM192 66H191V68H192ZM234 66H235V65H234ZM88 67H89V71H90V65H88ZM88 67H84V68L86 69V68H88ZM105 67H103L102 72H104V70H105L104 68H105ZM107 67H108V66H107ZM114 67H115V66H114ZM120 67H121V66H120ZM122 67H123V66H122ZM160 67H161V66H160ZM181 67H182V66H181ZM183 67H184V66H183ZM204 67H205V66H204ZM204 67H203V68H204ZM236 67H237V66H236ZM50 68H52V66H51ZM61 68H62V67H61ZM73 68H76V67H73V66H72V68H70V69L73 70ZM78 68L83 70V68H80V67H78ZM78 68H77V69H78ZM96 68L94 67V70H95V71H96ZM101 68H102V66H101ZM112 68H113V67H112ZM194 68H195V66H194ZM200 68H202V67H200ZM52 69H54V67H53ZM57 69H58V68H57ZM70 69H69V70H70ZM85 69H84V70H85ZM99 69H100V68H99ZM99 69H97V71H101V69H100V70H99ZM106 69H107V68H106ZM118 69H119V67H118L116 70H118ZM120 69H121V68H120ZM197 69H199V65L197 66ZM205 69H206V68H205ZM54 70H56V68H55ZM69 70H68L67 72H70ZM84 70H83V71H84ZM91 70H93V69L91 68ZM107 70H108V69H107ZM113 70H114V68H113ZM113 70H112V71H113ZM145 70H146V69H145ZM179 70H180V69H179ZM195 70H196V69H195ZM200 70H201V69H200ZM208 70H209V69H208ZM208 70H206L205 72H207ZM75 71H76V70L74 69V72H75ZM79 71H80V70H79ZM79 71H78V72H79ZM87 71H88V69H87L86 71H84V72H87ZM105 71H106V70H105ZM118 71H119V70H118ZM139 71H140V70H139ZM158 71H159V70H158ZM203 71H204V70H203ZM213 71H214V70H213ZM74 72H72V73H74ZM80 72H81V73H84V72H82V71H80ZM91 72H92V71H91ZM102 72H101V73H102ZM113 72H114V71H113ZM113 72H112V73H113ZM123 72H124V71H123ZM125 72H127V71H125ZM199 72H200V71H199ZM205 72H204V73H205ZM72 73H71V74H72ZM75 73H77V71H76ZM75 73H74V74H75ZM81 73H80V74H81ZM93 73H95V72L93 71ZM93 73H92V75H93ZM101 73H100V75H101ZM112 73H111V74H112ZM116 73H117V72H116ZM208 73H209V74H208ZM208 73H207V74L210 75V72H208ZM225 73H227V72H225ZM64 74L66 75L67 73H64ZM64 74H63V75H64ZM71 74H70V75H71ZM87 74H88V75H87ZM87 74H86V75L89 77V74H91V73H88V72H87ZM96 74H97V72H96ZM102 74H103V73H102ZM108 74H109L108 76L110 77L111 74H110V73H108ZM114 74H115V73H114ZM122 74H123V73H122ZM214 74H216V72H215ZM217 74H218V73H217ZM217 74H216V75H217ZM220 74H221V73H220ZM220 74H218V75L221 76ZM222 74L225 75L224 73H222ZM61 75H62V74H61ZM67 75H69V74H67ZM83 75H84V74H83ZM94 75H95V74H94ZM98 75H99V74H98ZM104 75H105V74H104ZM208 75H207V76H208ZM72 76H73V75H72ZM74 76H76V75H74ZM77 76H78V75H77ZM84 76H85V75H84ZM84 76H83V77H84ZM124 76H125V75H124ZM212 76H213V75H212ZM90 77H91V75H90ZM92 77H93V76H92ZM92 77H91V78H92ZM111 77L116 78V77H114V76H112V75H111ZM209 77H210V76H209ZM85 78H86V76H85ZM91 78H90V80H92ZM95 78H98V77L96 76ZM99 78H100V77H99ZM107 78H108V77H107ZM182 78H183L184 82L189 83V88L187 89V94H186V95H189V96H191V97H209V98H212V99H213V97H214V98H219V97H220V92H219V93L217 92L218 89H216L217 91L214 89V88L216 87V85H215V87L213 86L215 83H214L213 85L210 84V83H199V81H200L201 79H203L204 81H207V78H208V77L206 78L204 74H202V73H201V74H200V73H194V74H193V73H185V74L182 76ZM211 78H215V76H214V77H211ZM219 78H220V77H219ZM88 79H89V78H88ZM134 79H135V78H133V81H135ZM225 79L227 80V78H224V80H225ZM93 80H94V77H93ZM102 80H103V79H102ZM112 80H113V79H112ZM136 80L139 81V79H136ZM210 80H211V79H210ZM212 80H213V79H212ZM214 80H215V79H214ZM217 80H218V79H217ZM222 80H223V79H222ZM222 80H221L220 82H222ZM226 80H225V81H226ZM94 81H95V80H94ZM106 81H107V80H106ZM109 81H110V79H109ZM129 81H130V80H129ZM208 81H209V80H208ZM112 82H113V81H112ZM115 82H116V80H115ZM131 82H132V81H131ZM131 82H130V83H131ZM209 82H210V81H209ZM213 82H216V81H213ZM226 82H228V80H227ZM226 82H224V85H225ZM128 83H129V82H128ZM217 83H219V82H217ZM219 84H220V83H219ZM221 84H222V83H221ZM227 84H228V83H227ZM263 84H264V83H263ZM222 85H223V84H222ZM227 86H228V85H227ZM250 88H251V87H250ZM263 89H264V87H263ZM263 94H264V93H263ZM247 95H248V94H246L245 96H247ZM222 96H224V95H222ZM263 97H264V96H263ZM222 98H223V97H222ZM222 98H221V99H222ZM224 98H225V97H224ZM224 98H223V99H224ZM221 99H220V100H221ZM263 100H264V99H263ZM98 101H99V100H98ZM254 101H255V103H256V99H255V97H254L253 102H254ZM258 101H259V100H258ZM258 101H257L256 104L259 103ZM260 101H261V100H260ZM255 103H254V104H255ZM254 104H253V105H254ZM261 104H263V101H261ZM261 104H260V105H261ZM258 105H259V104H258ZM260 105H259V106H260ZM263 105H264V104H263ZM256 106H257V105H256ZM256 106H255V108H256ZM259 106H257V107H258L257 109L253 110L254 112H256L254 116L252 115V116H253V119L258 120V119L261 118V116H264V114L261 115V113H262V111H263V109L261 108L262 105H261L260 107H259ZM250 107H252V105H251ZM249 110H250V109H249ZM250 111H251V110H250ZM254 112H253V114H254ZM251 133H252V132H251ZM253 135H254V133L252 134V136H253ZM256 135H258V134H256ZM258 137H259V138H256V140L258 139L257 141H259L258 144H259L260 142H261V144H262V143L264 144V142H263L262 139H261V135L258 136ZM258 148H259V146H258ZM257 150L260 152L259 149H257ZM259 152H258V153H259ZM255 158H256V157H255ZM257 158H259V157H257Z\"/></svg>",
    "mask_w": 264,
    "mask_h": 264
}]
</instances>
